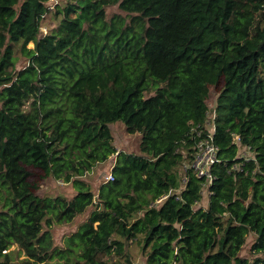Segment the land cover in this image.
<instances>
[{
	"label": "trees",
	"instance_id": "16d2710c",
	"mask_svg": "<svg viewBox=\"0 0 264 264\" xmlns=\"http://www.w3.org/2000/svg\"><path fill=\"white\" fill-rule=\"evenodd\" d=\"M47 3L0 0V264H132L131 243L147 264H264V0ZM212 87L220 163L205 186L191 127L206 133ZM117 122L139 152H120L96 194L82 178L118 153ZM29 166L76 195H38ZM93 206L57 248L54 227Z\"/></svg>",
	"mask_w": 264,
	"mask_h": 264
},
{
	"label": "rangeland",
	"instance_id": "374dc122",
	"mask_svg": "<svg viewBox=\"0 0 264 264\" xmlns=\"http://www.w3.org/2000/svg\"><path fill=\"white\" fill-rule=\"evenodd\" d=\"M63 0H58L62 2ZM108 19L114 15L125 16L124 12L119 9L118 6H112L107 9ZM57 27V19L52 15L46 17L45 24L42 25V31L44 33L48 32L50 28ZM29 48H33V43H30ZM16 57H18L17 69L20 70L24 68L28 61L24 58L19 50H17ZM218 91L216 87H212L210 91V96L208 99L209 110L213 111L217 107ZM121 123V122H120ZM110 128L112 129L114 135V144L117 147L118 153L126 152L129 154H138L139 152V142L141 136L131 135L126 132V127L123 123L111 124ZM113 155L110 159L103 163L96 165L92 171L87 173L82 179L85 180L89 185H91L93 192L98 193L99 187L101 184L106 183V176L111 173L114 164L117 161L118 155ZM247 161V160H246ZM27 170L30 172L29 181L32 187V190L42 197H57L64 196L66 199H72L76 195V190L73 187L72 183H65L61 180H55L48 175L45 171H40L31 166L27 167ZM97 204V200H96ZM206 204V203H205ZM203 203V205H205ZM92 208H89L85 213L80 216H77L75 220L71 223L65 225H57L53 229L54 240L57 248H64L66 245V239L76 233L79 229V226L82 225L91 214ZM256 241V236L250 234L247 238L246 244L242 249L241 256L248 258L249 260H254L258 257H261L260 254H256L252 250V246ZM12 249H16L14 246ZM126 256L129 257V260L132 264L138 262L139 260H144L146 262L145 256L142 253L141 247L137 243H131L130 246L125 249ZM21 258H24L21 255ZM108 260V257H105ZM115 264H129L125 257L118 258L115 257ZM52 264H56V259L52 260Z\"/></svg>",
	"mask_w": 264,
	"mask_h": 264
},
{
	"label": "built area",
	"instance_id": "2783aa9c",
	"mask_svg": "<svg viewBox=\"0 0 264 264\" xmlns=\"http://www.w3.org/2000/svg\"><path fill=\"white\" fill-rule=\"evenodd\" d=\"M57 3H58V0H48V3H47L48 9L50 11L53 10ZM215 116L216 115H215L214 110L213 111L208 110L206 114V122H205L206 133L205 134H203L204 130L201 125H195L191 127V132L194 134L195 139L198 142V145H197L198 152L196 154V158L192 165V168H194L195 172L197 173L198 178L204 179L205 186H208L212 184L213 182V175L211 173V167L214 164L220 163V160L218 158V147L215 143L216 127L213 124ZM240 158L243 159L244 161L242 165L233 163L231 166V170L240 171L241 166H244L245 163H248L253 159L249 155L248 150L243 151ZM105 178H106L105 179L106 182H110L114 180V177L111 173H109ZM167 197L168 196L166 195L163 196L156 203L162 202Z\"/></svg>",
	"mask_w": 264,
	"mask_h": 264
},
{
	"label": "water",
	"instance_id": "95a60500",
	"mask_svg": "<svg viewBox=\"0 0 264 264\" xmlns=\"http://www.w3.org/2000/svg\"><path fill=\"white\" fill-rule=\"evenodd\" d=\"M134 264H147V263L144 260H139L138 262H136Z\"/></svg>",
	"mask_w": 264,
	"mask_h": 264
},
{
	"label": "clouds",
	"instance_id": "9594fccd",
	"mask_svg": "<svg viewBox=\"0 0 264 264\" xmlns=\"http://www.w3.org/2000/svg\"><path fill=\"white\" fill-rule=\"evenodd\" d=\"M116 154H117V153H116ZM116 154H115V155H116ZM117 155H118V154H117ZM111 174H112V173H111ZM158 200H159V199H158ZM158 200H157V201H158ZM157 201H156V202H157Z\"/></svg>",
	"mask_w": 264,
	"mask_h": 264
}]
</instances>
